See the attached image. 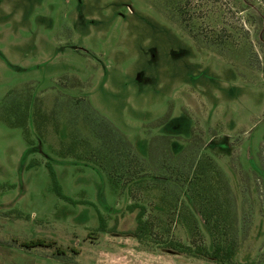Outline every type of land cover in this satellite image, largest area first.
<instances>
[{"label":"rangeland","instance_id":"1","mask_svg":"<svg viewBox=\"0 0 264 264\" xmlns=\"http://www.w3.org/2000/svg\"><path fill=\"white\" fill-rule=\"evenodd\" d=\"M8 95L33 104L27 138L0 118V264H213L118 233L136 203L189 244L177 196L203 156L234 198V261L264 264V0H0V112ZM95 115L144 182L91 164Z\"/></svg>","mask_w":264,"mask_h":264},{"label":"trees","instance_id":"2","mask_svg":"<svg viewBox=\"0 0 264 264\" xmlns=\"http://www.w3.org/2000/svg\"><path fill=\"white\" fill-rule=\"evenodd\" d=\"M175 5L177 9V4ZM1 104L0 118L3 122L9 127L22 128L23 135L27 138V125L32 116V97L27 95L18 100L15 97L9 98L8 95ZM90 125L100 140V147L92 150L89 161L105 172L110 187L116 189L119 184L122 187L128 183L144 182L145 159L136 153L125 137L101 116H93ZM150 148L152 153V143ZM111 164L120 165L123 169L112 171ZM50 172L53 175L52 170ZM181 182L185 188L181 191V196H177V200L180 198L178 216L190 234L189 244L159 236L155 231L154 221L144 217L145 207L136 203L126 206L128 212L135 211L133 227L118 232L119 235L134 238L138 242H146L152 238L155 248L164 253L213 264H237L234 255L239 237L234 215V198L221 169L211 158L203 156L189 167ZM98 230L106 231L102 219ZM169 230L170 227H167L166 231ZM109 231L114 232V229Z\"/></svg>","mask_w":264,"mask_h":264},{"label":"crops","instance_id":"3","mask_svg":"<svg viewBox=\"0 0 264 264\" xmlns=\"http://www.w3.org/2000/svg\"><path fill=\"white\" fill-rule=\"evenodd\" d=\"M90 261H91V264H125V263H121V262H117V263H115V262L106 263V262H104V260L100 261V263H99V262L93 260V258L90 259Z\"/></svg>","mask_w":264,"mask_h":264}]
</instances>
